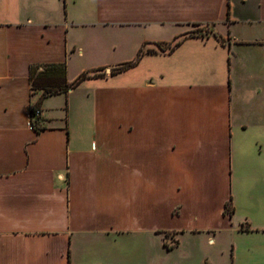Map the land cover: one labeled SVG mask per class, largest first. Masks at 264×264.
Listing matches in <instances>:
<instances>
[{"label": "crops", "instance_id": "1", "mask_svg": "<svg viewBox=\"0 0 264 264\" xmlns=\"http://www.w3.org/2000/svg\"><path fill=\"white\" fill-rule=\"evenodd\" d=\"M244 183L236 232L264 264V0H0V264H117L123 234L146 256L155 232L174 249L237 229Z\"/></svg>", "mask_w": 264, "mask_h": 264}, {"label": "rangeland", "instance_id": "2", "mask_svg": "<svg viewBox=\"0 0 264 264\" xmlns=\"http://www.w3.org/2000/svg\"><path fill=\"white\" fill-rule=\"evenodd\" d=\"M116 69L113 68V71ZM129 73L117 76L114 78L113 83H129ZM101 76H104V74H101ZM84 93L85 87H80L76 90L74 97L84 95ZM32 95L33 98L36 97L35 91H33ZM55 101L58 100L52 97L49 103ZM116 111L117 117L122 119L123 129L127 128L130 120L129 94L123 95L121 105L118 104ZM110 113H114V111ZM239 190L240 199L235 209L236 216L233 221L234 228L235 224L238 223L237 229L231 227L228 229H216L214 232L185 233L178 236L180 240L179 246L170 250L163 241H166L165 243L167 244H173L174 239L169 234L155 232V234H150L144 240L148 251L146 256L136 251L140 240L135 235L123 234L121 238V257H119L117 264H246V236H239L236 232L239 229L246 230V183L242 187L239 186ZM168 221L163 216H157L155 225L158 228H165L171 225ZM230 225H232V222H230ZM217 226L219 228L220 223ZM209 239H212L213 242L209 243ZM247 264L259 263L250 261Z\"/></svg>", "mask_w": 264, "mask_h": 264}, {"label": "trees", "instance_id": "3", "mask_svg": "<svg viewBox=\"0 0 264 264\" xmlns=\"http://www.w3.org/2000/svg\"><path fill=\"white\" fill-rule=\"evenodd\" d=\"M178 42L175 44L177 45ZM136 61L134 62H130V63H126L125 65L121 66V67H117L116 70H112L111 72V75H115L116 73H119L121 71H124L128 68H130L133 64H135ZM87 76L85 74L81 75V79L83 78H86ZM32 88H35V83H34V80L32 79ZM60 91H66V89H53V90H44L42 96L45 97V96H49V95H52V94H57L59 93ZM39 105H40V100H38L32 107H31V111H34L35 109L39 108ZM31 126L34 128V129H37L36 128V125H35V121L32 119L31 120ZM225 212L228 214V215H231L232 212H233V208L231 206V201L229 200L226 204H225ZM168 249H170L171 247L170 246H167Z\"/></svg>", "mask_w": 264, "mask_h": 264}, {"label": "built area", "instance_id": "4", "mask_svg": "<svg viewBox=\"0 0 264 264\" xmlns=\"http://www.w3.org/2000/svg\"><path fill=\"white\" fill-rule=\"evenodd\" d=\"M111 71H110V69L108 70V72H107V74H109ZM30 116H31V118L33 119V118H36V117H39L40 116V109L39 108H37V109H35L34 111H31V106H30Z\"/></svg>", "mask_w": 264, "mask_h": 264}]
</instances>
